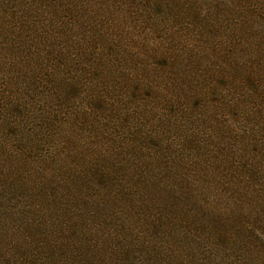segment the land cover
Here are the masks:
<instances>
[{
  "label": "rangeland",
  "instance_id": "1",
  "mask_svg": "<svg viewBox=\"0 0 264 264\" xmlns=\"http://www.w3.org/2000/svg\"><path fill=\"white\" fill-rule=\"evenodd\" d=\"M263 205L264 0H0V264H264Z\"/></svg>",
  "mask_w": 264,
  "mask_h": 264
},
{
  "label": "trees",
  "instance_id": "2",
  "mask_svg": "<svg viewBox=\"0 0 264 264\" xmlns=\"http://www.w3.org/2000/svg\"><path fill=\"white\" fill-rule=\"evenodd\" d=\"M149 188H152V187H149ZM163 190H164V188H163ZM163 190L158 191L157 193H159L160 195H163L164 196ZM260 201H262V200H260ZM263 208H264V205L260 209H263Z\"/></svg>",
  "mask_w": 264,
  "mask_h": 264
}]
</instances>
